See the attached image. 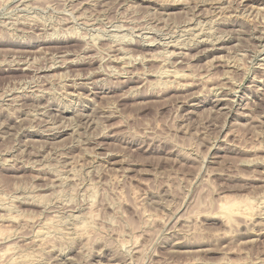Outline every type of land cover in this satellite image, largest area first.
Segmentation results:
<instances>
[{"label":"rangeland","instance_id":"374dc122","mask_svg":"<svg viewBox=\"0 0 264 264\" xmlns=\"http://www.w3.org/2000/svg\"><path fill=\"white\" fill-rule=\"evenodd\" d=\"M263 223L264 0H0V264H264Z\"/></svg>","mask_w":264,"mask_h":264},{"label":"bare ground","instance_id":"6f19581e","mask_svg":"<svg viewBox=\"0 0 264 264\" xmlns=\"http://www.w3.org/2000/svg\"><path fill=\"white\" fill-rule=\"evenodd\" d=\"M216 2V1H215ZM204 3V2H203ZM212 3V2H211ZM217 3V2H216ZM243 3V2H242ZM213 5V4H212ZM218 8V7H217ZM225 8V7H224ZM221 10V9H220ZM231 11V10H230ZM211 13V12H210ZM217 13V12H216ZM205 14V13H204ZM195 17H196V15H195ZM189 22V21H188ZM197 26H199V25H197ZM191 39V38H190ZM196 42V41H195ZM151 44V43H150ZM162 44V43H161ZM159 45V44H158ZM177 47V46H176ZM192 51V50H191ZM129 53V52H128ZM131 53V52H130ZM162 55V54H161ZM163 56H164V54H163ZM173 56V55H172ZM150 58V57H149ZM156 58V57H155ZM163 58V57H162ZM120 59V58H119ZM123 59V58H122ZM154 59V58H153ZM152 60V59H151ZM61 67V66H60ZM171 71V70H170ZM170 73V72H169ZM174 73H176V72H174ZM177 75V74H176ZM175 75V76H176ZM173 77V76H172ZM181 77V76H180ZM175 78V77H174ZM187 87V86H186ZM224 92V91H223ZM34 93V92H33ZM79 97V96H78ZM217 102H218V100H217ZM222 102V101H221ZM220 102V103H221ZM47 112V111H46ZM61 131V130H60ZM59 134H57V136H58ZM56 136V135H55ZM110 169V168H109ZM237 205V204H236ZM238 207H239V205L238 206H235V205H223V206H221V208H219V210H221V213L223 214V215H225L226 216V218L225 219H230L233 215H237L238 214V212H237V209H238ZM247 209V208H246ZM251 210V209H250ZM240 211V210H239ZM246 211V210H245ZM246 213V212H245ZM240 214V213H239ZM248 214V213H247ZM247 214H245V215H247ZM250 214V213H249ZM242 215V214H241ZM233 218V217H232ZM245 219V218H244ZM264 224V223H263ZM261 232V231H260Z\"/></svg>","mask_w":264,"mask_h":264}]
</instances>
